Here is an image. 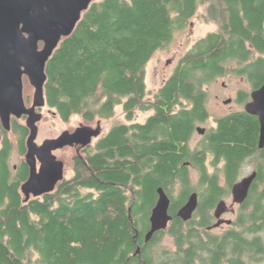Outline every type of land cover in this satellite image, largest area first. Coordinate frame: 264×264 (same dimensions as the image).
<instances>
[{"label": "trees", "instance_id": "16d2710c", "mask_svg": "<svg viewBox=\"0 0 264 264\" xmlns=\"http://www.w3.org/2000/svg\"><path fill=\"white\" fill-rule=\"evenodd\" d=\"M200 6L216 30L196 40L146 100V66L189 26ZM45 73L46 107L64 123L74 116L85 124L107 120L117 107L128 122L135 111L151 115L144 123L112 126L80 150L83 161L72 155L69 178L27 201L20 189L28 168L10 166L12 146L2 130L0 264H264L258 119L244 110L217 118L201 148H189L196 125L209 117L204 86L226 73L244 77L252 90L264 85V0L95 1L61 40ZM235 101L245 105L249 94L239 92ZM10 132L18 134L17 152L24 155L26 128L11 119ZM248 160L257 176L237 231L214 235L207 229L214 224L211 212ZM208 161L214 169L221 165L224 186L218 172L208 171ZM158 188L170 199L172 220L144 242ZM193 192L198 207L183 222L176 213ZM164 232L174 249L155 256L149 250Z\"/></svg>", "mask_w": 264, "mask_h": 264}, {"label": "water", "instance_id": "95a60500", "mask_svg": "<svg viewBox=\"0 0 264 264\" xmlns=\"http://www.w3.org/2000/svg\"><path fill=\"white\" fill-rule=\"evenodd\" d=\"M95 1L99 0H0V125L5 132H9L12 118L19 120L26 117L25 127L29 135L25 164L29 168V177L20 189L25 201L53 192L64 179V163L57 159L54 152L65 147H78L77 156L83 161L80 150L91 145L101 135L99 126L93 129L82 125L73 132L64 131L57 138L47 139L41 145L36 144L37 124L42 119V114L36 110L46 107V64L61 40L72 34L83 12ZM39 44H42L41 48ZM23 77L34 90L30 107L26 106L23 97ZM230 103L231 99L223 102L224 105ZM244 111L258 119V148L263 149L264 85L250 92ZM196 132L204 135L205 129L197 127ZM256 176V172H253L231 186L233 204L242 205L247 200ZM169 206V197L162 188H158L144 242L167 229L172 220ZM197 207L198 195L193 192L178 209L176 217L183 222L190 221ZM226 211L225 201H219L214 211L218 221L210 230L223 223L230 224V221L219 220ZM135 255L141 259L139 247Z\"/></svg>", "mask_w": 264, "mask_h": 264}, {"label": "rangeland", "instance_id": "374dc122", "mask_svg": "<svg viewBox=\"0 0 264 264\" xmlns=\"http://www.w3.org/2000/svg\"><path fill=\"white\" fill-rule=\"evenodd\" d=\"M205 8L200 6L197 10L196 16L191 20V26H187V28L179 33H176L172 43L166 47L165 49L158 51L151 61L146 66V76H145V83H146V90L148 92V96L146 100H151L153 94L163 85L166 78H168L175 69L178 61L183 55L191 48L194 42L203 36H205L209 32H213L216 30V26L214 24L208 23L205 20ZM42 47V44L40 48ZM204 90L207 92V102L206 107L209 114L208 120L203 122L202 124L198 125L201 128L207 129V131L215 126V120L217 118L224 117L234 112L244 110V104H239L235 101L236 96L239 92H246L250 94L252 91L249 83L244 77L237 76L232 73H226V75L222 77L215 78L212 82L204 86ZM33 88L29 85L27 79L23 77V97L24 101L26 99H31L30 103H25L26 106L30 107L33 100ZM231 99V103L228 105H224L223 102L225 100ZM48 109L47 107L39 109L42 114L41 121L37 124L38 133L36 137L37 145H40L42 141L46 139L55 138L63 131H73L79 126H89L93 129L97 127V125L101 129V134H105L110 130V128L116 124H126L129 125L131 123H144L146 119L151 115V112H141L135 111L134 116L131 122H128L125 118V114L123 113L121 107H117L113 116L107 120L101 121H94L92 124H85L80 117L74 116L72 117L69 122L64 123L62 122L52 110ZM18 123L24 126V120H17ZM17 138L18 136L14 133L8 132V139L12 146V153L10 157V166L13 168L14 166L18 165L22 159V157L17 152ZM202 135L194 134L191 137L190 142V149L193 151L195 148L202 142ZM96 142V141H95ZM93 141V143H95ZM92 143V144H93ZM57 157L61 156V152L54 153ZM74 154L73 151H67L62 153V160L65 162V178H69L72 175V162L71 157ZM209 160V159H208ZM209 172L216 171L220 175V182L224 186V180L221 176V165L214 169L209 166V161L206 163ZM253 169V162L248 160L243 163L241 169L239 171L238 180L243 177H246L252 172ZM191 179L193 184L196 183V172L193 168H191ZM227 204V208L230 209L229 205L232 204V196L230 191L226 196L222 199ZM235 211L233 213H229L228 215L224 216L223 218L226 220H235L236 217L240 214L239 207H233ZM213 214V210L211 215ZM214 223V219H213ZM225 228L216 229L212 232L214 235H218ZM261 237L264 243V232L258 235ZM149 252L156 256L157 253L160 251H172L173 247V240L167 233H163L160 238H158L154 245L150 248Z\"/></svg>", "mask_w": 264, "mask_h": 264}, {"label": "flooded vegetation", "instance_id": "af4514ba", "mask_svg": "<svg viewBox=\"0 0 264 264\" xmlns=\"http://www.w3.org/2000/svg\"><path fill=\"white\" fill-rule=\"evenodd\" d=\"M189 26H191V22L189 23ZM29 107V106H28ZM37 111V113H40L41 114V112L39 111V109H37L36 110ZM50 111V110H49ZM12 119H14V118H12ZM22 120H24L25 121V124H26V117H22L21 118ZM21 119H19V120H21ZM25 124H24V127H25ZM200 124H202V123H200ZM200 124H197L196 125V127H195V131L194 132H196V128L197 127H200V126H198V125H200ZM82 126V125H81ZM98 126V125H97ZM26 128V127H25ZM2 127H1V125H0V134H1V141H2ZM26 130H27V135H26V137H25V139H24V147H25V152H24V155H20L21 157H22V159H21V161H20V163L19 164H21V163H23V164H25V154H26V140H27V137H28V135H29V130L26 128ZM74 131V130H73ZM73 131H69V132H73ZM10 132V131H9ZM64 132V131H63ZM62 133V132H61ZM60 133V134H61ZM108 132H106L105 134H103V135H106ZM197 133V132H196ZM206 133H207V129H205V134L204 135H202V137H204L205 135H206ZM60 134L58 135V136H60ZM17 136H18V134H17ZM58 136H56L55 138H57ZM102 136V134L97 138V139H95V140H93L94 142L96 141V140H98L100 137ZM51 139H54V138H51ZM47 140V139H46ZM1 141H0V144H1ZM16 141H18V138H17V140ZM45 141V140H44ZM44 141H42V143L44 142ZM93 141H92V143H93ZM191 142V141H190ZM41 143V144H42ZM91 143V145H89L88 147H90V146H93V144ZM37 144V143H36ZM40 144V145H41ZM189 145H190V143H189ZM189 148H190V146H189ZM201 148V143L195 148V150H199ZM77 149H78V147H65V148H63V149H61V150H58V151H56V152H61V156L60 157H57L56 155V157H57V159L58 160H60V161H62L63 162V160H62V158H63V156H62V153L63 152H67L68 150L71 152V151H73L76 155H77ZM84 149V148H83ZM83 149H81V150H83ZM191 150V149H190ZM194 151V150H193ZM55 153V152H54ZM64 163V177H65V162H63ZM26 165V164H25ZM36 165H37V168H39V163L37 162L36 163ZM17 167H18V165H16V166H14L13 167V170L14 171H16L17 170ZM26 167L28 168V166L26 165ZM253 172H255L254 170H252V172H250V174L251 173H253ZM28 177H29V168H28V175H27V178H26V180L28 179ZM244 178V177H243ZM242 179V178H241ZM240 179V180H241ZM25 180V181H26ZM239 180H237V182H238ZM231 189V188H230ZM230 194H231V191H230ZM220 201H222V200H220ZM224 201V200H223ZM246 202V201H245ZM244 202V203H245ZM244 203L242 204V205H237V204H230L229 205V207H230V209L229 208H227V211L225 212V214H223L221 217H220V219L219 220H223V221H230V224H226V223H223V224H221L218 228H215V229H209V228H211V226L210 227H208L207 229H208V231H210V232H213L214 230H216V229H220V228H225V229H223L224 231H222L221 233H219L217 236H222V235H224L227 231H229V230H234V231H237L236 229H237V226H235V222H236V220H237V217H236V219L233 221V220H226V219H224L223 217L224 216H226V215H228L229 213H233L234 214V210H233V207H239V209L241 210L242 208H243V205H244ZM217 205V204H216ZM216 207V206H215ZM214 211H215V208H213V214H212V217H213V219H214V223H216L217 221H218V219H216L215 218V215H214ZM229 212V213H228ZM170 215V214H169ZM171 216V215H170ZM172 217V216H171Z\"/></svg>", "mask_w": 264, "mask_h": 264}]
</instances>
